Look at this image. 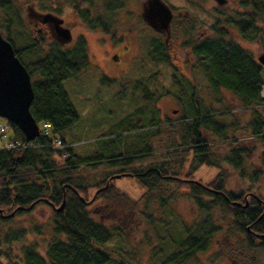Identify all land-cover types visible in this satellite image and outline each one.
<instances>
[{"label":"rangeland","instance_id":"1","mask_svg":"<svg viewBox=\"0 0 264 264\" xmlns=\"http://www.w3.org/2000/svg\"><path fill=\"white\" fill-rule=\"evenodd\" d=\"M147 1L115 0L110 7L100 0H0V32L13 38L18 48L42 39V50L31 58L24 54L28 62L43 55L53 43L68 49L81 36L86 40L90 65L64 83L79 120L63 134L68 142H75L77 154L105 157L76 169L90 186V197L107 175L123 168V164L106 161L112 151L121 157L137 154L138 158L124 165L132 169L164 162L171 163L172 171L181 168L179 184L164 182L149 194L129 175L131 171H123L128 175L115 177L113 185L125 197L111 194L88 206L91 216L112 229L113 236L104 245L114 258L108 264H167L186 230L203 223L213 231L208 246L185 263L264 264V248L259 242L253 240L249 246L226 209L216 205L211 211L200 208L190 189V183L208 186L220 180L222 173L223 191L243 196L241 205L251 203L254 197L264 203V140L251 133L249 122L254 113L243 107L232 91L210 84L191 45L219 36L221 32L216 30L222 29L226 39H235L257 59L264 53V25L260 22L258 31L239 30L235 19L238 22L250 8L243 7L242 0H163L180 15L166 30L153 28L143 16ZM47 13L63 19L62 26L71 29V38L60 36L53 23L43 19ZM97 21L100 25H95ZM158 38L168 46L169 62L154 59ZM262 77L264 85V67ZM192 103L228 126L224 137L202 130L214 164L197 166L192 151L171 153L183 140L176 121L191 110ZM259 113L264 116V109ZM127 119L133 123L125 132L112 130ZM148 120L155 124L144 133L138 125ZM147 145L148 151H143ZM234 149L241 151V169L227 161ZM194 167L195 171L187 172ZM160 195L169 199L161 201ZM202 198L212 200L210 195ZM52 217L53 208L42 204L11 220L0 219V264H24L23 248L29 245L45 254L48 243L56 238Z\"/></svg>","mask_w":264,"mask_h":264},{"label":"trees","instance_id":"2","mask_svg":"<svg viewBox=\"0 0 264 264\" xmlns=\"http://www.w3.org/2000/svg\"><path fill=\"white\" fill-rule=\"evenodd\" d=\"M100 1L108 2L112 7L115 0ZM242 1L243 7L250 8L241 14L238 22L235 19L239 30L242 33L248 30L258 31L260 22L264 25V0ZM212 28L216 30V25ZM216 31L221 32L219 36L207 37L191 44L192 52L213 87H224L232 91L243 102V107H249L253 111L249 122L251 133L261 136L264 140V116L259 113L260 109L251 108L253 104L263 103L260 97L263 66L238 41L233 38L226 39L222 29ZM4 37L12 43L16 55L31 74L35 94L30 106L32 115L39 123L48 121L51 126L43 136L40 135L33 141L34 146L0 150V219L11 220L42 204L53 208L52 232L56 238L48 243L45 254L39 252L35 245L25 246L24 264H108L114 258L104 245L113 236L112 229L91 216L87 208L94 200L111 194L120 198L125 196L115 189L113 180L116 176L113 172L96 185L97 188L90 197V186L76 169L82 164H92V161L97 163L105 157L102 154L92 156L77 154L73 150L75 142H68L63 134L79 120L78 111L70 100L64 83L90 65L86 42L80 38L68 49L53 43L44 50L43 55L28 62L24 59V54L31 58L34 52L42 50L40 47L42 39L35 38L30 45L18 48L15 40L8 34ZM154 59L169 62L168 46L160 38L154 41ZM184 90L182 87L181 91ZM190 108L191 110L181 120L176 121L181 125L180 135L183 140L179 148L171 153L179 150L192 151L197 166L214 164L210 161L211 152L202 130H210L224 137L228 126L218 122L210 111L199 110L193 103ZM131 123L133 122L127 119L124 124L119 123L112 127V130L118 133L125 132L126 128L131 127ZM8 124L12 131L9 140L16 138L24 140L19 127L12 122ZM154 124L148 120L140 123L138 127L146 133ZM142 127L147 128L145 130ZM57 138L61 140L62 147H55L54 140ZM146 147L143 151H148L149 146ZM120 155L112 151L106 161L110 165L123 164V168L116 173H120L122 177L128 175L123 171H131L129 175L135 177L148 190V194L164 182L179 184L181 180L179 179L181 168L172 171L170 162L132 169L124 165L133 162L139 156ZM58 158L61 159V163ZM261 159L264 167V150ZM227 161L241 169L243 166L241 151L232 150ZM196 168H190L187 172L192 173ZM218 178L220 180H213L208 186L190 183L193 200L206 211H211L215 205L226 209L233 217L235 228L245 234L247 244L253 246V240H256L259 242L257 245L264 248V203L254 197L246 206L234 205L232 201L242 203L243 196L223 191L225 178L222 173ZM203 195H210L212 200H204ZM160 198L161 201L163 199L167 201L169 196L160 195ZM62 203L63 208L57 210ZM206 224H197L187 229L185 238L180 240L166 263L187 264L185 262L188 259L206 249L213 232L209 224Z\"/></svg>","mask_w":264,"mask_h":264},{"label":"water","instance_id":"3","mask_svg":"<svg viewBox=\"0 0 264 264\" xmlns=\"http://www.w3.org/2000/svg\"><path fill=\"white\" fill-rule=\"evenodd\" d=\"M218 2L222 3L223 0ZM145 18L154 27L159 26L158 28L166 30L172 18V11L163 0H148ZM43 19L52 22L55 31L63 38L71 37L69 29L62 27L61 20L52 13L45 14ZM257 59L264 66V53ZM34 96L30 72L16 55L12 43L0 32V116L16 124L26 141L33 140L39 135L38 121L30 111ZM115 176L120 177V174ZM63 203L57 210L63 208ZM232 203L241 205L238 201Z\"/></svg>","mask_w":264,"mask_h":264},{"label":"built area","instance_id":"4","mask_svg":"<svg viewBox=\"0 0 264 264\" xmlns=\"http://www.w3.org/2000/svg\"><path fill=\"white\" fill-rule=\"evenodd\" d=\"M262 99H263V103L256 105L257 107H264V88H262L261 93H260ZM50 127V123L46 122L44 123V133H46V131L48 130V128ZM7 128V122L6 124H1L0 123V132L4 131ZM33 142H25L22 140H14L8 143V147L12 148V147H28V146H34V144H32ZM56 145L57 146H63L61 140L57 139L56 140Z\"/></svg>","mask_w":264,"mask_h":264},{"label":"flooded vegetation","instance_id":"5","mask_svg":"<svg viewBox=\"0 0 264 264\" xmlns=\"http://www.w3.org/2000/svg\"><path fill=\"white\" fill-rule=\"evenodd\" d=\"M170 8H171V11H172V18H171V20H170V23H169V27L170 26H173V23L178 19L177 18V16H179L180 15V11H178L177 12V14L173 11V8L171 7V6H169ZM56 16V15H55ZM143 16H144V18H145V10H144V12H143ZM58 19H60L61 20V26H62V24H63V19L62 18H59L58 16H56ZM145 20L148 22V24H150L151 25V27H153V28H158V27H154V25H152L146 18H145ZM100 25V23H99V21H97L96 23H95V25ZM90 25V27L91 26H93L94 24H89ZM88 25V26H89ZM178 25V26H177ZM176 26L179 28V24H177L176 23ZM62 27H64V26H62ZM168 27V28H169ZM64 28H67V27H64ZM67 29H69V31H71V29L70 28H67ZM70 34H71V32H70ZM71 38V37H70ZM81 38H83L84 39V37L83 36H81ZM85 40V39H84ZM85 42H86V40H85ZM74 45V44H73ZM117 58V55H115V59ZM260 235V234H259ZM262 235V234H261Z\"/></svg>","mask_w":264,"mask_h":264}]
</instances>
